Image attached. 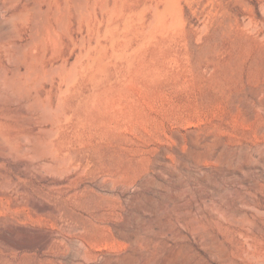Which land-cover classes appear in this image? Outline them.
<instances>
[{
  "label": "rangeland",
  "instance_id": "374dc122",
  "mask_svg": "<svg viewBox=\"0 0 264 264\" xmlns=\"http://www.w3.org/2000/svg\"><path fill=\"white\" fill-rule=\"evenodd\" d=\"M65 2L0 0V264H264V0Z\"/></svg>",
  "mask_w": 264,
  "mask_h": 264
},
{
  "label": "bare ground",
  "instance_id": "6f19581e",
  "mask_svg": "<svg viewBox=\"0 0 264 264\" xmlns=\"http://www.w3.org/2000/svg\"><path fill=\"white\" fill-rule=\"evenodd\" d=\"M65 1L66 0H63L64 5L61 6L63 8V10H62L63 16L65 15V12L68 8L67 3ZM85 4H86V2H85ZM85 4L83 3V5H85ZM25 6H26V4H25ZM47 10H48V8L46 9V11ZM26 12H27V14L29 13L28 10ZM56 12H57V10L54 11V13H56ZM38 17H37L36 12L31 17L33 25H34V23H36V18H38ZM47 26L49 28L51 27V25H47ZM71 141L72 140L69 139L68 137H66V135H63V136H60L57 141L49 143V150L53 155V158H52L53 164L50 166L53 170L58 171V170L66 169L67 171H69L70 167L72 166L74 161L77 159V156L75 154H72V152L69 149V144L71 143ZM39 151L40 150H38V152ZM100 165H102V164L100 163ZM97 169L103 170L105 172V174L107 173L108 175H111V170L107 166H100ZM63 183H65V182H63ZM56 184H59V183H56ZM59 189H60V187L56 188L59 195L64 196L66 194V191H62ZM113 207H114V205H113ZM82 208L87 213L88 218H87V220H82L81 222H76L75 228L76 227H91L90 224L95 225L99 228L100 226L95 222V219H93L94 217L97 216L96 214H97L98 210H90V209H86L85 207H82ZM42 210H43L42 206L37 205V204L34 205V211L37 215H41L40 211H42ZM50 213H52L54 216L55 215L58 216V215L66 214V211H64L61 207L60 208L56 207V209L55 208L50 209ZM51 242H52V238L49 235H44V236L35 237L34 239L27 240V241H25L24 244L27 247L38 246L39 248H45Z\"/></svg>",
  "mask_w": 264,
  "mask_h": 264
}]
</instances>
